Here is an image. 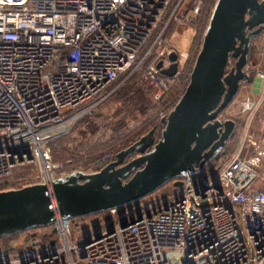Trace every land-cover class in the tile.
I'll return each instance as SVG.
<instances>
[{
	"label": "built area",
	"instance_id": "obj_1",
	"mask_svg": "<svg viewBox=\"0 0 264 264\" xmlns=\"http://www.w3.org/2000/svg\"><path fill=\"white\" fill-rule=\"evenodd\" d=\"M204 1L0 0V181L29 165L27 184L51 188L65 174L50 143L131 77L146 79L161 100L189 56L171 44L173 32L191 24ZM260 48L258 94L242 100L240 138L213 174L185 176L163 200L112 208L86 233L56 213L55 247L34 239L21 253L0 252V264H264V187L248 188L259 172L245 154L253 122L264 124ZM173 51L178 67L167 77L161 68Z\"/></svg>",
	"mask_w": 264,
	"mask_h": 264
},
{
	"label": "water",
	"instance_id": "obj_2",
	"mask_svg": "<svg viewBox=\"0 0 264 264\" xmlns=\"http://www.w3.org/2000/svg\"><path fill=\"white\" fill-rule=\"evenodd\" d=\"M257 26L246 34V28ZM264 29V0H216L189 81L173 109L162 119L160 138L150 130L97 170H76L44 183L0 190V236L51 224L63 218L108 211L133 203L196 167L203 168L234 129L219 114L249 81L251 35ZM177 53L161 73L173 77ZM235 59L230 65V59ZM178 180L175 185L180 186ZM57 203V210L52 206Z\"/></svg>",
	"mask_w": 264,
	"mask_h": 264
},
{
	"label": "rangeland",
	"instance_id": "obj_3",
	"mask_svg": "<svg viewBox=\"0 0 264 264\" xmlns=\"http://www.w3.org/2000/svg\"><path fill=\"white\" fill-rule=\"evenodd\" d=\"M194 26L195 25H192V24L182 23L180 25V28L176 29L173 32L174 33L173 37L172 39H170L171 44L175 45L177 48L181 50L187 51L189 56H188V59L186 60L181 76L176 81L171 83L168 93L164 94V97L161 100L157 102L154 99V92L156 89L154 87L149 86V82L146 79H140L139 82L135 83V86H137L140 89L141 93L144 96V100H145L144 104L140 108L136 107L133 109L131 108L128 109L123 99H118L117 97L112 98L111 96V98L107 99L104 103L99 105L95 110L83 116L78 121L77 127H75L67 135H65L67 139L64 140L63 145L66 146L67 149L70 151L71 153L70 156H73L72 161L77 163L76 167H79L78 170H84L83 167L85 165H87L89 169L90 168L94 169V167L98 168L99 166L101 167L105 163V161L109 160L111 155H109L108 153L104 154L103 157L101 156L97 157L98 154L101 155V152L99 150H102L103 147L96 151L95 149L99 146L100 143H105L107 142L108 139L110 140L116 133L121 132L122 135L124 134L133 135L134 134L135 135L134 137L132 138H130L131 136L129 137L130 141H132L134 138H138V136L142 133H143L142 136L147 134L151 129L158 131L156 126L159 128L161 127V125L157 124L158 117L162 113L161 110L160 111L158 110V108L160 109L159 105L161 101L163 99L165 100L166 98L170 97L172 93H176L177 90L176 91L174 90L178 88L177 86L181 85L182 82L186 80V78H183V76L186 77L189 71V68L191 67L192 69L193 67V66H190L191 62L193 60L195 61V58L197 55L196 54L194 57L193 55L194 51L192 50L193 49V45H192L193 38L195 37V35H197V27H194ZM254 43H255L256 50H257L256 51V54H257L256 58H257L258 52L262 51V48L260 47L264 43V35L262 36L261 40L260 38H256V40L254 39ZM125 84L126 82H124L123 84L119 86H115L114 87L115 89L112 93L114 94L120 87L124 86ZM250 85L252 86V84ZM250 85L249 86L243 85V87H241L239 92L237 93L234 101L224 110L226 116H230L236 119L238 124H240V128L238 127L239 128L238 139L240 138V135H241L240 133H241L243 123L246 120V113L244 111L243 112L241 111V107H242L241 102L244 99V97H246L247 95L249 96V94L251 93L252 87ZM123 117L125 120H123ZM256 121L258 120H255L253 122V126L251 128L253 137H254V133L256 134L264 133V124L261 125L260 122H256ZM121 125H124V126L120 127ZM92 126L96 128H92ZM115 128H119V129L115 131ZM78 155H81L80 156L81 161L76 162L75 160L79 157ZM261 158H262L261 164H263L264 154L261 155ZM53 161L58 164V168L56 169L57 173L60 174V172H62L61 174H65V175L71 173V172L64 171L63 169L64 166L62 162L55 161V160ZM23 167H26V166H23ZM33 168L34 167L31 166V170H33V173H35V169ZM84 171H87V170H84ZM259 177L260 176L257 177L256 181H258ZM167 183L166 185L164 184L165 186L163 185L166 189L167 188L174 189V187H172L171 181ZM257 186H259V184ZM77 224L80 227V231L82 233H86L90 231L91 228H95L96 227L95 224H97V222L95 220V217H93V218H88L85 220L83 219L82 222H79ZM36 229L37 228L33 227V228H30V229H27L21 232H16V234L12 233L13 235L10 234L11 236H9L8 234V236L7 235L4 236L5 237L4 241L9 242L13 240V245H17V246L22 245L23 243H25L26 241L25 239L31 233H33L34 231H38Z\"/></svg>",
	"mask_w": 264,
	"mask_h": 264
},
{
	"label": "trees",
	"instance_id": "obj_4",
	"mask_svg": "<svg viewBox=\"0 0 264 264\" xmlns=\"http://www.w3.org/2000/svg\"><path fill=\"white\" fill-rule=\"evenodd\" d=\"M215 2H216V0H205L199 14L193 19V21L191 23L192 25H195L194 27H197V35H195V37L193 38V44H192L193 45L192 50L194 51L193 52L194 57L198 53V51L201 47L204 31L206 29V25H207V22L209 20V16L211 14V11H212V8H213V5ZM174 28H175V25H173L171 27L170 31H173ZM256 51L257 50H256L255 43L253 40L251 45H250L249 59H248V64H247V69H246L247 72L249 73V76H250L248 83H251L252 80L254 79V76H255V71L252 70V67H253V64H255ZM193 61L191 62L190 66H193V64H194ZM234 61H235V59H233V58L230 59V65L229 66L233 65ZM191 70L192 69L190 67L186 77L183 76V78H186V80L183 81L181 85H178V86L176 85L178 87V88L175 87L176 89L174 91L177 90L176 93H172V95L170 97L166 98L165 100L163 99L164 100V101L162 100L163 102L161 101V103L159 105L160 109L158 108V110L159 111L161 110L162 113L158 117V121H157V124L161 125V127L159 128L156 126L158 131L154 130L155 139L160 138L161 130L164 127V125L162 123V118L164 116L168 115V113L175 106L176 102L179 100V98L182 95V93L185 89V86L188 82ZM140 79L141 78L139 75H135V76L131 77L130 79H128L126 81V84L124 86L120 87L114 94L112 93L109 98H111V96H112V98L117 97L118 99H123V101H124V103L128 109H130V108L133 109L136 107L140 108L145 102L144 96L141 93L140 89L137 86H135V83L139 82ZM123 120H125L124 117H123ZM77 125H76V127H77ZM123 126L124 125H121L120 127H123ZM238 127L240 128V124H238ZM238 127L235 131L234 137L232 139H230L228 141V143L226 144V146L224 147V152L221 156L220 161L213 164L212 166L205 165L202 169L199 167H196V171H195V173L192 174V177L199 178L201 176H210L211 174H213L217 170V168L222 163H224L229 158V156L234 151V148H235L237 140H238V136H239L238 135L239 134V128ZM92 128H96V127L92 126ZM119 128H115V131H117ZM142 134H140L138 136V138H134L132 141H130V138L135 136L134 134L133 135H128V134L122 135V133L120 132V133H116L110 140L108 139L107 142L100 143L99 146L95 149V151L101 149L102 147L103 148H102V150H99L101 152V155L98 154L97 157H100V156L103 157L104 154H106V153L111 155L110 159L105 161V163L101 167L106 165L109 161L113 160L115 158V155L118 152L128 148L130 145H132L134 142H136L142 136ZM65 139H67V138L64 135V136H61V137L55 139L54 141H52L50 143V150H51V154H52V159L55 161L62 162L63 166H64V168H63L64 171H67V172L76 171L79 169V167H76L77 163L72 161L73 156H70L71 155L70 151L67 149L66 146L63 145V142ZM78 156L79 157L75 160L76 162L81 161V158H80L81 155H78ZM101 167L100 166L98 168L94 167V170L100 169ZM83 169L88 170L89 167L87 165H85L83 167ZM61 173L62 172H60V174ZM32 174H33V170H31V166L19 168L18 170H16L14 172V174L12 175L11 178H9L7 180L0 181V189L19 188V187H21V186L32 181L29 178ZM184 178H185V175H182L181 177H177L176 179L171 180L172 187H174V189H171V188L166 189L164 187L166 185L165 184L164 186H162L163 188L160 187L159 189H157L153 193L147 195L144 198L139 199L138 201H144V200L150 199V198H156L159 201L163 200V199L169 197L170 195H172L176 191L175 189H176L177 185H175V182L178 180H182ZM129 205L130 204H127V205L121 206L119 208L124 209V208L128 207ZM93 217H95V220L98 224V225L95 224V226L99 227L100 226L99 224L102 221V219L109 217V213H108V211H104V212L100 211V212H96V213H92V214H88V215H84V216L74 218V219H72V223H73L74 228H76V230L79 231L80 227L77 223L82 222L83 219L85 220V219L93 218ZM35 228H37L36 230H38V231H34L33 233H31L25 239L26 241L24 240L25 243H23L22 245H18V246L13 245V240H11L9 242H5L4 236H6V235H1L0 236V252H2L3 254L21 253L28 246L30 241L34 240V239H41L42 241L49 242L51 244V246H53V247H55L57 245V243H58L57 235L53 229L52 224L36 226ZM13 234H16V233H13ZM13 234H11V235H13ZM11 235L9 234V236H11Z\"/></svg>",
	"mask_w": 264,
	"mask_h": 264
},
{
	"label": "crops",
	"instance_id": "obj_5",
	"mask_svg": "<svg viewBox=\"0 0 264 264\" xmlns=\"http://www.w3.org/2000/svg\"><path fill=\"white\" fill-rule=\"evenodd\" d=\"M256 55H255V64H253V67H252L253 71L255 68L254 65L258 63ZM250 84H252V86ZM245 85H248V86L250 85L252 87L249 97H255L258 94L259 87H260V81L257 79L256 76H254V79L252 80L251 83H247ZM245 154L248 160L253 164V168L257 169L259 172L258 175L249 183L248 188L258 189V188L264 187V172H263L264 171V160H263V164H261V160H262L261 155L264 154V133L263 134L254 133L252 143H249V145L246 147ZM258 176L260 177L258 181H256ZM258 184L259 186H257Z\"/></svg>",
	"mask_w": 264,
	"mask_h": 264
},
{
	"label": "flooded vegetation",
	"instance_id": "obj_6",
	"mask_svg": "<svg viewBox=\"0 0 264 264\" xmlns=\"http://www.w3.org/2000/svg\"><path fill=\"white\" fill-rule=\"evenodd\" d=\"M257 28V26H254L253 28H251V29H249L248 27L246 28V34L248 35L250 32H252L253 30H255ZM264 35V29L263 30H261L259 33H257V34H254V35H251V40H250V45H251V43H252V41L254 40V39H256V38H260V40L262 39V36ZM241 87H243V85H241ZM219 119H221L222 121H224L225 119H228V118H232V117H230V116H226L225 115V112L224 111H222L220 114H219ZM233 120H235V126H234V129H233V131L231 132V134L229 135V137H228V139L226 140V142H225V144H224V146L222 147V148H220V150L217 152V154L206 164L207 166H212L213 164H215V163H217V162H219L220 161V159H221V156H222V154H223V152H224V147L226 146V144L228 143V141L230 140V139H232L233 137H234V134H235V131H236V129H237V127H238V122H237V120L236 119H234V118H232ZM146 135V134H145ZM144 136V135H143ZM142 137V136H141ZM140 137V138H141ZM139 138V139H140ZM138 139V140H139ZM156 140H158V139H155V141ZM135 143V142H134ZM133 143V144H134ZM131 146V145H130Z\"/></svg>",
	"mask_w": 264,
	"mask_h": 264
},
{
	"label": "bare ground",
	"instance_id": "obj_7",
	"mask_svg": "<svg viewBox=\"0 0 264 264\" xmlns=\"http://www.w3.org/2000/svg\"><path fill=\"white\" fill-rule=\"evenodd\" d=\"M52 185V184H51ZM104 212V211H103Z\"/></svg>",
	"mask_w": 264,
	"mask_h": 264
}]
</instances>
